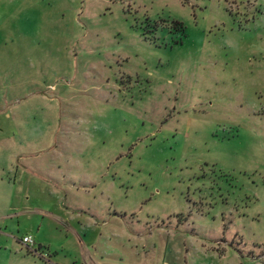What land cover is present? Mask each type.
<instances>
[{"label": "rangeland", "instance_id": "rangeland-1", "mask_svg": "<svg viewBox=\"0 0 264 264\" xmlns=\"http://www.w3.org/2000/svg\"><path fill=\"white\" fill-rule=\"evenodd\" d=\"M0 264H264V0H0Z\"/></svg>", "mask_w": 264, "mask_h": 264}, {"label": "built area", "instance_id": "built-area-1", "mask_svg": "<svg viewBox=\"0 0 264 264\" xmlns=\"http://www.w3.org/2000/svg\"><path fill=\"white\" fill-rule=\"evenodd\" d=\"M22 242L25 246H27L28 248L32 247L34 242L31 239V237H23Z\"/></svg>", "mask_w": 264, "mask_h": 264}]
</instances>
